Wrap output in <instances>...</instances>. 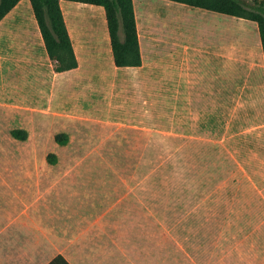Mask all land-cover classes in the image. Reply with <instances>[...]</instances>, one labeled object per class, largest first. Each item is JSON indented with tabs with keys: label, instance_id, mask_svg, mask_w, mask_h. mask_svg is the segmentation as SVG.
Instances as JSON below:
<instances>
[{
	"label": "rangeland",
	"instance_id": "rangeland-1",
	"mask_svg": "<svg viewBox=\"0 0 264 264\" xmlns=\"http://www.w3.org/2000/svg\"><path fill=\"white\" fill-rule=\"evenodd\" d=\"M163 1L138 6L151 33ZM172 2L178 14L166 18L178 22L195 8ZM26 37L14 64L24 63L0 86V213H264V145L254 123L208 107L221 79L203 58L193 60L191 85L187 67L160 59L171 82L164 104L118 67L103 80L85 72L77 89L67 74L48 93L29 83ZM149 62L155 70V54Z\"/></svg>",
	"mask_w": 264,
	"mask_h": 264
},
{
	"label": "crops",
	"instance_id": "crops-1",
	"mask_svg": "<svg viewBox=\"0 0 264 264\" xmlns=\"http://www.w3.org/2000/svg\"><path fill=\"white\" fill-rule=\"evenodd\" d=\"M145 1L134 0L143 62L112 67L105 7L61 0L79 64L55 72L32 2L20 0L0 21V86L10 68L24 63L18 57L14 64L25 36L29 83L43 85L48 93L62 90L67 74L78 77L72 84L77 89L85 72L92 80H103L108 69L125 68L149 97L156 95L157 104H164L171 82L160 59L187 67L183 76L191 85L196 76L193 60L203 58L205 67L221 79L208 107L221 120L238 116L254 123V139L264 145V50L258 23L197 6L187 7L178 22L166 18L178 14L174 0H164L158 3L151 33L138 10ZM152 53L155 70L149 62ZM117 84L116 79L113 87ZM58 255L69 264H264V213H0V264H51Z\"/></svg>",
	"mask_w": 264,
	"mask_h": 264
},
{
	"label": "trees",
	"instance_id": "trees-1",
	"mask_svg": "<svg viewBox=\"0 0 264 264\" xmlns=\"http://www.w3.org/2000/svg\"><path fill=\"white\" fill-rule=\"evenodd\" d=\"M20 0H0V21ZM61 0H31L46 49L53 61L54 71L62 72L78 66L72 39L61 7ZM103 5L106 9L112 41L114 61L117 66H138L143 62L134 0H76ZM191 6L215 10L258 23L264 50V0H174ZM15 137L25 139L27 130L14 128ZM62 134L57 140L63 142ZM55 156L51 153L49 158ZM69 264L58 255L51 264Z\"/></svg>",
	"mask_w": 264,
	"mask_h": 264
},
{
	"label": "bare ground",
	"instance_id": "bare-ground-1",
	"mask_svg": "<svg viewBox=\"0 0 264 264\" xmlns=\"http://www.w3.org/2000/svg\"><path fill=\"white\" fill-rule=\"evenodd\" d=\"M21 24V23H20ZM21 27H23V26H21ZM25 29V28H24ZM20 31V30H19ZM25 32V31H24ZM28 39V38H27ZM27 39H25V40H27ZM22 42V41H21Z\"/></svg>",
	"mask_w": 264,
	"mask_h": 264
}]
</instances>
